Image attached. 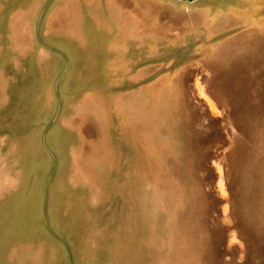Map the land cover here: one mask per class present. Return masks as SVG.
Listing matches in <instances>:
<instances>
[{"label": "rangeland", "instance_id": "374dc122", "mask_svg": "<svg viewBox=\"0 0 264 264\" xmlns=\"http://www.w3.org/2000/svg\"><path fill=\"white\" fill-rule=\"evenodd\" d=\"M0 264H264V0H0Z\"/></svg>", "mask_w": 264, "mask_h": 264}]
</instances>
